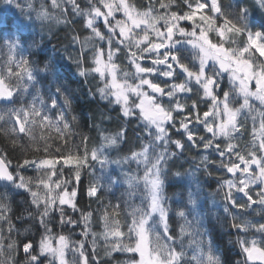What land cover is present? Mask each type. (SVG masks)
Masks as SVG:
<instances>
[{"label": "trees", "instance_id": "trees-1", "mask_svg": "<svg viewBox=\"0 0 264 264\" xmlns=\"http://www.w3.org/2000/svg\"><path fill=\"white\" fill-rule=\"evenodd\" d=\"M124 1L162 31L188 32L173 39L207 33L264 75L250 46L255 38L264 46V0ZM112 2L0 0V157L15 178L0 182V264H56L39 255L46 237L67 238L69 264H80L79 245L87 264H140L136 227L150 213L149 166L133 158L146 149L150 160L161 157L167 228L154 216L148 245L164 264H264L263 202L232 173L254 156L264 167V104L243 109L227 135L210 129L213 99L193 78L199 54L172 42L156 54L158 39L134 38L140 53L117 29L124 15L108 17ZM94 12L102 15L90 27ZM100 53L114 54L119 82L151 83L145 89L167 119L161 142L140 115H123L97 71ZM219 88L218 100L233 91L225 76ZM228 97L243 108L240 96ZM74 189L75 205L60 204ZM251 241H259L253 256Z\"/></svg>", "mask_w": 264, "mask_h": 264}, {"label": "rangeland", "instance_id": "rangeland-1", "mask_svg": "<svg viewBox=\"0 0 264 264\" xmlns=\"http://www.w3.org/2000/svg\"><path fill=\"white\" fill-rule=\"evenodd\" d=\"M106 9L108 17H113L115 12H120L124 15L123 18L118 21L117 29L123 40H128V43L134 45V48L137 50L142 48L143 45L142 42L136 41L146 42L151 38H155L158 39L157 45L152 48L150 52L156 50V54L159 52H162V54L167 53L165 49L169 52L167 48L172 42L174 46L186 45L199 54V71L193 74V78L198 83H202L208 96L213 99L212 110L206 116L210 129L216 128L218 133L227 135L237 126L236 119L242 117L243 109L248 108L249 105L255 101L264 104V75L261 72L255 73L249 60L240 57L234 58L235 56L229 54L224 47L213 44L209 40L207 33H196L195 35L193 34V39L191 40L182 39L179 41L176 40V38L173 39V37L187 36L188 32L185 29L182 28L180 32H177V30L174 32L173 28L162 31L157 28L156 21H153L150 15L137 12L130 8L124 0H114V2L107 4ZM101 15V12H94V18L89 19L88 25L92 27L94 20ZM170 27L176 26L171 25ZM136 31L139 32L137 33ZM134 38H136V43H134ZM250 46L261 56L264 63V46L259 44L256 38L250 40ZM142 52L143 51L140 49V53ZM113 57V53L106 57L100 53L97 59L98 73L104 77H109L107 89L121 105L125 117L140 115L142 120L150 128L155 130L154 140L161 142L167 133L165 128L167 119L161 112L159 113L162 115L158 114L159 110L155 107L154 101L150 98L148 91L145 89L147 86L150 87L151 83L141 81L132 85L119 82L117 79V68L112 63ZM164 62L172 64V62L167 59ZM210 68H214L215 74H208ZM140 73L149 74V72L143 70H140ZM224 76L227 78L233 91H226L224 93L225 98L223 100H218L215 91L218 92L220 90L219 85ZM2 88V84L0 83V90ZM229 94L240 96L243 99V108L233 106L228 97ZM133 99H136V101L133 102ZM234 102H236V99ZM235 104L236 103H234V105ZM232 118H234V120H232ZM263 130L264 129L262 128V131ZM150 148L157 149L156 143L154 142L151 144ZM146 151H148V149H146ZM144 152L136 154L133 160L149 166L145 173L144 181L149 189L151 208L148 216L145 217L136 227L138 239L136 252L140 255V264H164L160 257L150 250L148 245V224L154 216H158L164 228H167V214L163 208L162 202L163 182L160 177L159 167L161 157L157 159V156H155L150 160L151 157L149 151L146 153ZM254 168L257 170H253ZM232 173L233 175L238 174L239 182L247 191V194L252 199H255L254 196H258V198L261 199L260 201L263 202L264 207V190L256 188L260 185V179H262L264 183V167H260V162L257 157L254 156L250 161H246V164H243V162L240 161L238 165L232 169ZM263 183L261 187H264ZM76 197L77 189H74L62 193L58 200L60 204L74 206ZM53 203L54 201L51 205H53ZM250 243L251 244H247V253L253 256V253L258 250L257 244L259 241H251ZM69 250L70 243L67 238L59 237L53 239L52 237H46L40 244L39 255L49 256L56 264H69ZM74 252L79 257L80 264H87L81 245L74 248Z\"/></svg>", "mask_w": 264, "mask_h": 264}, {"label": "water", "instance_id": "water-1", "mask_svg": "<svg viewBox=\"0 0 264 264\" xmlns=\"http://www.w3.org/2000/svg\"><path fill=\"white\" fill-rule=\"evenodd\" d=\"M234 120V118H232ZM0 182L6 184H13L15 182V178L11 173L9 166L4 162V160L0 157Z\"/></svg>", "mask_w": 264, "mask_h": 264}]
</instances>
